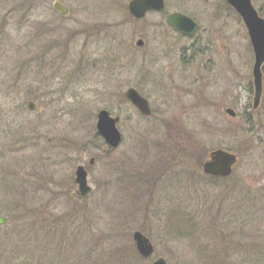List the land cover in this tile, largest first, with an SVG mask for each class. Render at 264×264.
I'll use <instances>...</instances> for the list:
<instances>
[{
    "label": "rangeland",
    "instance_id": "374dc122",
    "mask_svg": "<svg viewBox=\"0 0 264 264\" xmlns=\"http://www.w3.org/2000/svg\"><path fill=\"white\" fill-rule=\"evenodd\" d=\"M58 1L66 17L50 0H0V243L44 246L54 264H264V68L253 109V54L236 13L224 0H164L162 13L135 20L132 0ZM251 2L264 19V0ZM171 13L196 34L169 28ZM100 110L119 119L111 151L95 129ZM216 149L238 161L210 182L202 165ZM81 164L86 196L74 185Z\"/></svg>",
    "mask_w": 264,
    "mask_h": 264
},
{
    "label": "water",
    "instance_id": "95a60500",
    "mask_svg": "<svg viewBox=\"0 0 264 264\" xmlns=\"http://www.w3.org/2000/svg\"><path fill=\"white\" fill-rule=\"evenodd\" d=\"M46 1V0H42ZM225 2L238 14L241 18L245 30L250 41L254 63L252 66L253 78V104L252 108L256 109L260 104L262 95V68L264 67V19H262L252 5L251 0H225ZM128 11L131 16L136 19H142L147 12H161L165 4L164 0H132L129 2ZM53 9L61 16L66 17L69 14L67 8L53 0ZM165 23L172 27L175 33H179L185 37H192L198 30V25L190 17L181 13H171L166 16ZM143 42L139 40L136 46L141 47ZM126 98L137 111L145 117L151 115V109L148 101L142 97L135 89L129 88L125 92ZM29 110H35L34 102H28ZM226 114L234 117L232 109H226ZM96 130L104 142L111 148H116L121 143L122 135L117 128L119 119L112 117L106 110L97 113ZM237 163L236 155L223 149H216L209 155V159L203 163L202 171L207 176L226 178L232 174L233 168ZM75 182L78 185L79 193L86 196L90 188L86 182V172L82 166L77 167L75 171ZM7 223V219L0 217V226ZM133 241L138 254L143 258H148L153 253V247L149 240L141 233L134 231ZM152 264H166L163 259H157Z\"/></svg>",
    "mask_w": 264,
    "mask_h": 264
},
{
    "label": "trees",
    "instance_id": "16d2710c",
    "mask_svg": "<svg viewBox=\"0 0 264 264\" xmlns=\"http://www.w3.org/2000/svg\"><path fill=\"white\" fill-rule=\"evenodd\" d=\"M111 151V150H110ZM207 179L210 182H215L216 178L212 177H207ZM23 231L17 233V234H22ZM15 241L14 238L11 236H8L6 239V243H0V262L4 261L5 259H8L9 253L6 251V248L11 249L13 256L10 259V261H13L15 264H54L52 259H49L45 253L47 252L46 248H43L44 246H28V245H19L17 243H13ZM64 253V251H63ZM62 253V254H63ZM6 256V257H5ZM46 257L45 259H41V257ZM10 261L8 264H10Z\"/></svg>",
    "mask_w": 264,
    "mask_h": 264
},
{
    "label": "flooded vegetation",
    "instance_id": "af4514ba",
    "mask_svg": "<svg viewBox=\"0 0 264 264\" xmlns=\"http://www.w3.org/2000/svg\"><path fill=\"white\" fill-rule=\"evenodd\" d=\"M155 13V12H154ZM259 13V12H258ZM239 19L238 20H240L241 18L240 17H238ZM240 26H241V28L242 29H244V31H245V34H246V37H247V39H249L248 38V35H247V33H246V30H245V27H244V25H243V22H242V20H240ZM249 43H250V41H249ZM250 48H251V51H252V54H253V50H252V47H251V45H250ZM253 63H254V56H253ZM264 68V67H263ZM263 68H262V70H263ZM263 72V71H262ZM263 77V76H262ZM94 158H91L90 160H89V162H88V165L89 166H93V164H94ZM79 166H82L83 168H84V171L86 172V183H87V185H88V176H89V170H88V167L86 166V165H83V164H81V165H79ZM79 166H77V167H79ZM74 185H76L75 183H74ZM77 194H80L79 193V191H78V189H77Z\"/></svg>",
    "mask_w": 264,
    "mask_h": 264
}]
</instances>
